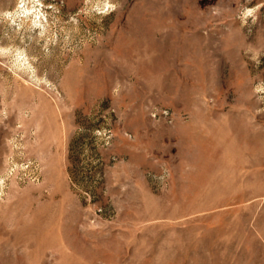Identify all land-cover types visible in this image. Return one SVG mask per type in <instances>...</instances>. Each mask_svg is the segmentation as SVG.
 <instances>
[{"label":"rangeland","instance_id":"obj_1","mask_svg":"<svg viewBox=\"0 0 264 264\" xmlns=\"http://www.w3.org/2000/svg\"><path fill=\"white\" fill-rule=\"evenodd\" d=\"M0 264H264V0H0Z\"/></svg>","mask_w":264,"mask_h":264}]
</instances>
